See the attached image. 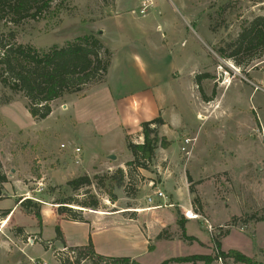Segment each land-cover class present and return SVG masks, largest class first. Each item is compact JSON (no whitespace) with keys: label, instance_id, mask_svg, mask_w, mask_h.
Here are the masks:
<instances>
[{"label":"rangeland","instance_id":"rangeland-1","mask_svg":"<svg viewBox=\"0 0 264 264\" xmlns=\"http://www.w3.org/2000/svg\"><path fill=\"white\" fill-rule=\"evenodd\" d=\"M143 1L55 0L39 19L22 20L18 26L0 22V33L16 30L18 43L49 49L84 35L101 37L97 23L115 9L116 20L127 23L136 43L152 56L178 54L173 69L179 75L163 82L176 108L168 110L170 125L159 133L171 146L159 147L149 168L136 167L123 187L112 177L119 179L116 171L127 170L133 155L109 103L78 98L84 91L65 95L52 104L47 119L37 121L23 94L0 80V171L7 178L0 185V264H58L68 245L88 244L84 229L65 220L72 214L81 222L96 211L55 205L74 197L88 202L86 190L100 200L96 214L114 215L108 218L119 222L114 230L121 236L106 233L97 241L100 250L94 247L98 256L128 257L140 264L202 256L209 264H241L218 259V253L234 250L264 264V53L240 55L239 66L217 51L230 54L228 45L243 28L264 17V0H151L142 17ZM129 138L134 144L144 141L142 134ZM185 138L194 144L182 153ZM76 148L82 150L78 164ZM111 150L119 158L95 159ZM125 156L130 160L124 162ZM103 164L121 167L107 170ZM85 175L93 180L105 176L102 189L96 180L79 192L67 186ZM157 190L164 199L155 196ZM111 192L117 197L114 204ZM15 203L16 215L3 218ZM55 216L64 244L56 239Z\"/></svg>","mask_w":264,"mask_h":264},{"label":"trees","instance_id":"trees-1","mask_svg":"<svg viewBox=\"0 0 264 264\" xmlns=\"http://www.w3.org/2000/svg\"><path fill=\"white\" fill-rule=\"evenodd\" d=\"M55 0H0V22L5 25L18 26L22 20L39 19L44 13H48ZM113 0H111V3ZM114 5V2H113ZM110 4V6L114 7ZM5 17H8L6 20ZM232 51L226 55L224 49H218L222 58H229L241 66L239 56L260 51L264 53V17H257L238 36L237 40L228 45ZM112 53L101 40L94 34L84 35L64 47L53 46L49 49H37L32 45H24L17 42L16 30L9 29L0 33V80L4 87L15 93H21L27 101L26 108L30 116L37 120L47 119L53 109L52 104L65 95L77 94L86 89L105 82L111 66ZM207 76V75H206ZM204 76V77H206ZM200 77V76H199ZM202 78V77H200ZM165 123L161 118L141 124L144 141L134 144L126 136L128 150L133 155V160L126 164L127 170L119 168L112 179L117 187H123L124 181L132 178V171L137 169L147 170L155 159L157 149L167 150L171 143L166 136H160V128ZM105 177V176H104ZM104 177L98 176L96 187L102 189ZM89 176H81L68 182L67 186L74 192L88 189L94 184ZM7 182V178L0 171V185ZM113 191V190H112ZM2 188L0 187V195ZM85 199L77 197L55 202V205H73L83 209L99 211L100 200L90 195L86 190ZM109 200L114 204L117 197L113 192L109 194ZM72 209V208H71ZM73 210V209H72ZM3 218L9 216V212L2 213ZM264 218H261V220ZM10 220V218H9ZM22 232V229H18ZM56 239L63 242V234L59 226H56ZM67 248V247H64ZM217 249H220L217 243ZM151 250H153L151 248ZM232 259L235 263L259 264L253 259L238 251L218 253V259ZM210 263L209 258L193 256L187 258H175L166 260L162 264L198 262ZM58 264H140L128 257L98 256L90 242L84 246L68 248V252L58 259Z\"/></svg>","mask_w":264,"mask_h":264},{"label":"crops","instance_id":"crops-1","mask_svg":"<svg viewBox=\"0 0 264 264\" xmlns=\"http://www.w3.org/2000/svg\"><path fill=\"white\" fill-rule=\"evenodd\" d=\"M117 17L118 12L114 9L110 17H106L97 23L99 26L96 28L97 34L102 35L99 38L107 44L112 53L111 66L105 82L86 89L81 96L77 97L85 100L94 97L93 99L98 102L104 103L106 101V103H109L110 105L107 108L113 107L114 118L118 122L116 127L123 133L125 138L126 135L141 134V124L156 118H161L165 123L164 126L170 125L169 120L171 121V119L168 117V110L170 109V112H173L176 104L173 102L174 98L168 95L163 82L166 83L169 79H176L179 76L178 72L173 69L176 64L175 59H178V54H173L168 59L166 58L167 56L164 57L165 59L158 55L152 56L153 53H149L144 46L136 43L135 37L127 29V23L122 20H116ZM99 32L102 33L100 34ZM120 34L127 37H122ZM188 72L189 84L192 88L195 69H189ZM64 98L67 97L65 96ZM195 98L197 111L199 112L198 95ZM114 154L115 151L111 150L106 156L95 159L102 162L101 158L110 159ZM115 157L119 158L117 155ZM129 160L130 158L127 157L124 162ZM121 164H103L102 167L106 166L105 169L111 170L113 167H121ZM11 201H13V198ZM57 206L59 208L56 209H60V206ZM7 209L9 210L8 217L12 219L19 211V206L15 203V205ZM98 212L90 213L91 215L81 222L74 219L72 214L65 220L67 225L81 226L84 229L85 237L88 241L90 240L88 244L91 242L97 251L100 250V245H98L97 241L102 240L101 238L106 233H113L117 237L121 236L118 231L114 230V228H118L115 225H118L119 222L108 218L114 215L96 214ZM56 217L51 222L54 226H59L64 234L61 224L55 220L57 219ZM84 245L87 244L68 245V247Z\"/></svg>","mask_w":264,"mask_h":264},{"label":"built area","instance_id":"built-area-1","mask_svg":"<svg viewBox=\"0 0 264 264\" xmlns=\"http://www.w3.org/2000/svg\"><path fill=\"white\" fill-rule=\"evenodd\" d=\"M151 3V0H145L143 1L142 3V7L140 9V15L142 17H145L146 14H147V9H148V5ZM194 144V140L193 139H190V138H185L183 143H182V147H181V152L182 153H187L189 151V148H191ZM63 149L65 148L64 145L61 146ZM81 154H82V150L80 148H76L74 150V155L76 156V164L80 163L81 162ZM155 196L159 199H164L165 198V194L163 192H161L160 190H157L155 192ZM150 201L151 198L149 199ZM33 264H46V263H35L33 262Z\"/></svg>","mask_w":264,"mask_h":264},{"label":"water","instance_id":"water-1","mask_svg":"<svg viewBox=\"0 0 264 264\" xmlns=\"http://www.w3.org/2000/svg\"><path fill=\"white\" fill-rule=\"evenodd\" d=\"M99 33L101 34L102 32H99ZM110 159L115 160L116 158H115V156H111Z\"/></svg>","mask_w":264,"mask_h":264},{"label":"bare ground","instance_id":"bare-ground-1","mask_svg":"<svg viewBox=\"0 0 264 264\" xmlns=\"http://www.w3.org/2000/svg\"><path fill=\"white\" fill-rule=\"evenodd\" d=\"M228 83V82H227Z\"/></svg>","mask_w":264,"mask_h":264}]
</instances>
